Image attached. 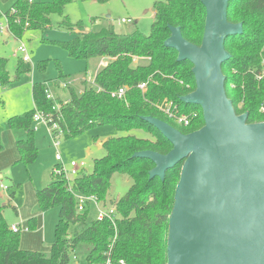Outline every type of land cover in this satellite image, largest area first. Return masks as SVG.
Instances as JSON below:
<instances>
[{"label": "trees", "instance_id": "1", "mask_svg": "<svg viewBox=\"0 0 264 264\" xmlns=\"http://www.w3.org/2000/svg\"><path fill=\"white\" fill-rule=\"evenodd\" d=\"M72 1L16 0L5 13L8 33L18 39L28 29L44 30L51 26L49 17L63 14ZM153 9L154 20L147 34L137 28L118 33L111 25L84 30L81 22L72 24L64 16L62 25L73 33L70 40L61 43L68 55L86 61L99 58L103 64L94 75V83L84 78L79 81L80 88L68 86L66 101H57L61 105L59 111L53 108L54 101L46 97L45 84L33 85L34 107L8 118L11 129L25 132L24 138L15 141L20 161L27 166L37 157L33 129L36 111L49 113L64 138L104 124L143 133L105 140V154L94 159L92 170L88 172L84 167L71 180L73 191L67 189L62 174L53 172L52 180L35 190L40 211L58 208L54 238L48 250L21 248L19 230H11L0 206V264H72L73 260L79 264H119L120 259L127 264L167 263L169 216L181 162L166 170L161 180L157 176L149 178V170L154 166L150 159L132 155L142 150L164 154L172 147L156 127L143 119L145 116L159 118L182 133L204 124L202 113L183 107L180 100L195 89L192 64L188 60L178 61L177 51L165 46L164 41L172 25L180 27L186 40L199 45L205 9L201 0H160ZM227 19L240 22L242 32L228 36L224 42L230 54L221 65L226 95L236 114L247 112L246 122L264 121V0L229 1ZM5 64L6 59L0 57V84L9 81ZM19 65L22 66L18 70L30 69L28 62L21 59ZM142 83L145 86L139 88ZM120 88L124 92L118 96ZM167 102L171 116L159 108ZM183 116L188 121L186 125L178 121ZM115 172L126 174L130 186L123 197L107 205L106 195ZM74 193L94 195L103 206H114L113 222L107 217H91L90 204L78 211ZM34 220H28L29 229L34 227Z\"/></svg>", "mask_w": 264, "mask_h": 264}, {"label": "water", "instance_id": "2", "mask_svg": "<svg viewBox=\"0 0 264 264\" xmlns=\"http://www.w3.org/2000/svg\"><path fill=\"white\" fill-rule=\"evenodd\" d=\"M231 0H201L205 9L199 45L186 40L179 26H169L164 45L177 60L192 64L195 89L180 97L201 108L204 124L182 133L152 116L143 119L171 143L167 153L142 150L150 159L149 178L164 179L181 162L169 216L166 264H264V121L246 122L227 97L221 65L230 54L224 42L240 34L229 22Z\"/></svg>", "mask_w": 264, "mask_h": 264}, {"label": "rangeland", "instance_id": "3", "mask_svg": "<svg viewBox=\"0 0 264 264\" xmlns=\"http://www.w3.org/2000/svg\"><path fill=\"white\" fill-rule=\"evenodd\" d=\"M15 1L0 0V22H4V13L11 9ZM156 1L160 0H109L105 3L74 0L65 6L63 14H52L49 17L51 26L44 30L31 28L17 39L10 36L4 27V30L0 32V57L6 59L4 70L9 81L0 87L1 163L8 162L16 154L13 148L15 141L25 137V132L22 129L16 130L9 127L8 118L34 107L32 86L35 83H44L49 87L55 100L58 101V99L63 100L68 96V88L64 87V82H70L69 86L80 88L78 83L82 81V76L85 74L83 72L85 70L88 72L86 77L93 75L97 63L96 58L87 61L74 58L69 56L62 47V42L73 37V33L62 25L64 16H67L72 24L81 22L84 30H98L103 26L111 25L118 33H128L137 28L147 34L154 20L153 5ZM122 19L130 21L123 22ZM20 42L25 44L28 51L29 70H18V67L22 66L19 65L21 55L15 54V52ZM144 61L140 60V62ZM60 74L63 75L59 77ZM56 84H59L60 87L55 86ZM182 105L187 109L196 108L201 112V108L198 106L183 102ZM169 106H171L170 102H167L159 108L167 116H170L166 111ZM33 125L35 145L38 148L36 160L27 166L22 162H8V167L2 171L3 178H0V206L3 207V215L9 226L14 222L20 223L22 227V230L19 231L21 248L46 251L54 238L58 208H51L42 215L36 203L34 188H42L52 180L51 173L55 164L68 166L71 160L84 161L85 169L90 172L94 159L105 154L102 145L105 140L126 134L140 135L143 132L119 130L112 124H104L87 129L73 137L64 138L57 133H54L56 135L54 137L43 123L37 122ZM6 129H9L8 136L5 133ZM53 140L58 141L57 146H53ZM56 153L60 154L61 160L55 159ZM30 176L32 180H30ZM129 186L130 180L126 174L113 173L106 195L107 205L111 201L115 202L123 197ZM12 193L11 198L8 195ZM93 210L91 217L96 216ZM34 215L39 216V226L35 230L34 227L26 230L27 217ZM22 219H24L25 225H23ZM77 261L73 260L72 264H79ZM81 264L87 263L81 262Z\"/></svg>", "mask_w": 264, "mask_h": 264}, {"label": "built area", "instance_id": "4", "mask_svg": "<svg viewBox=\"0 0 264 264\" xmlns=\"http://www.w3.org/2000/svg\"><path fill=\"white\" fill-rule=\"evenodd\" d=\"M28 1H32V0H28ZM3 19L4 22H0V32H2L4 30V27L6 28L7 32H8V20H7V15L4 13L3 15ZM123 22H129L130 20L127 19H122ZM16 53H19L21 55L20 59L24 62H29V55H28V51L27 48L25 46V44L23 42H20V45H18V47L16 48ZM101 64H103V62H101ZM88 76V75H87ZM86 80H88L89 83H94V75L92 76H88L86 78ZM70 82H64L63 85L64 87L69 86ZM145 86V83H142L140 85H138L139 88H143ZM46 92V97L49 99H52L54 101V106L53 108L56 111H59L60 109V104L55 100V97L51 94V91L49 90V87L46 86L45 89ZM124 92L123 88H120L117 91V95L121 96ZM66 101V99H64V102ZM170 107V106H169ZM169 107L166 109V111H168L169 115L171 116L172 114L170 113ZM179 122H183L184 125H186L188 123L186 117H180L178 119ZM33 122L37 123H43L48 127V130L53 133V136L55 137L56 135L54 133H57L58 135L62 136V132L59 128V125L56 121L53 120L52 116L49 113H43V112H39L36 111L33 114ZM34 126V125H33ZM36 128V127H35ZM34 129V127H33ZM54 139V138H53ZM53 146H57L58 141L53 140ZM55 159L56 160H61V156L60 154L56 153L55 154ZM85 167V163L84 161H75V160H71L68 163V166H64L62 164H57L53 167L52 172L54 174L60 175L62 174L66 180L67 183V189L69 191H73L72 189V183L71 180L74 178V176H76L78 174V172ZM74 196L77 200V210L78 211H83L86 208V205L90 204V206L93 207L94 212L96 213V218L97 219H103L104 217H107L109 219H111V221L113 222V216L115 213V207L114 206H109V207H105L103 206L94 195H83L80 193H74ZM11 230L13 231H18V225L13 224L10 226ZM106 264H110L109 262H107ZM119 264H127L126 261H124L123 259L119 260Z\"/></svg>", "mask_w": 264, "mask_h": 264}, {"label": "crops", "instance_id": "5", "mask_svg": "<svg viewBox=\"0 0 264 264\" xmlns=\"http://www.w3.org/2000/svg\"><path fill=\"white\" fill-rule=\"evenodd\" d=\"M34 1H36V0H34ZM10 36H12L11 34H9ZM14 38V37H13ZM15 39V38H14ZM96 60H97V63H96V67L94 68V70H93V75H95V73L97 72V70L102 66V64H101V62H103V60L102 59H99V58H96ZM88 72H86V74H87ZM86 74H85V76L83 75L82 76V79H84L85 77H86ZM87 78V77H86ZM85 78V79H86ZM81 79V80H82ZM79 84V83H78ZM58 85V86H57ZM2 86V84H0V87ZM55 86H57L58 88L60 87L59 86V84H56ZM33 87V86H32ZM64 99H67V97L66 98H64ZM63 99V100H64ZM10 129V128H9ZM9 129H6L5 130V133H6V135L8 136V132H9ZM11 130V129H10ZM16 130H18V129H16ZM10 136V135H9ZM2 146V145H1ZM13 148H14V150L16 151V154H14V156H12V158L9 160V161H11L12 163H21V161H20V158H19V155H18V152H17V149H16V146H15V143H14V146H13ZM38 149V148H37ZM12 152H14V151H12ZM38 154V153H37ZM8 161V162H9ZM8 162H6V163H1L0 162V178H3V174H2V171L4 170V169H6L7 167H8ZM32 166V165H31ZM30 180H32V178H31V176H30ZM35 187V186H34ZM35 190H36V188H34V196H35ZM5 191V190H4ZM8 192V191H7ZM6 193V192H5ZM7 195V193L5 194V196ZM9 197H11L12 198V196H13V193L12 194H9L8 195ZM36 199V198H35ZM15 208V207H14ZM15 210H16V208H15ZM40 210V209H39ZM17 212V211H16ZM46 212V211H45ZM45 212H42V211H40V213L42 214V215H44L45 214ZM18 213V212H17ZM28 219H30V218H34L35 220H34V230L39 226V216L37 217L36 215H34V216H30V217H27ZM28 219H26V227H25V229L26 230H29V226H28V224H27V220ZM22 223H23V225H25V221H24V219H22ZM13 224H16V225H18V228H19V231H21L22 230V227L20 226V223H18V222H14V223H11V225H13ZM10 225V226H11ZM32 250H34V249H32Z\"/></svg>", "mask_w": 264, "mask_h": 264}]
</instances>
